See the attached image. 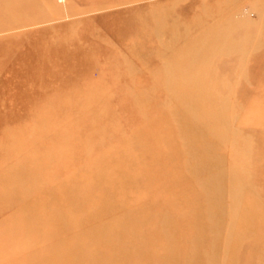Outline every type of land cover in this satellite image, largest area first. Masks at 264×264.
I'll use <instances>...</instances> for the list:
<instances>
[{"label":"rangeland","instance_id":"rangeland-1","mask_svg":"<svg viewBox=\"0 0 264 264\" xmlns=\"http://www.w3.org/2000/svg\"><path fill=\"white\" fill-rule=\"evenodd\" d=\"M258 225L264 0H0V264H264Z\"/></svg>","mask_w":264,"mask_h":264},{"label":"bare ground","instance_id":"bare-ground-1","mask_svg":"<svg viewBox=\"0 0 264 264\" xmlns=\"http://www.w3.org/2000/svg\"><path fill=\"white\" fill-rule=\"evenodd\" d=\"M182 91V90H181ZM185 94V93H184ZM257 227V231H258V233H260V232H263V229H264V226H260V225H258V226H256ZM256 231V232H257ZM257 247H259L258 245H257ZM262 262V260H261V258H260V262H259V264H262L261 263Z\"/></svg>","mask_w":264,"mask_h":264}]
</instances>
